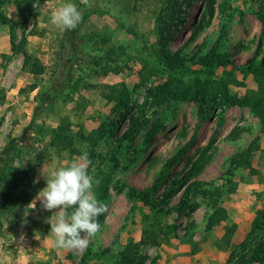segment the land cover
<instances>
[{
  "label": "rangeland",
  "instance_id": "1",
  "mask_svg": "<svg viewBox=\"0 0 264 264\" xmlns=\"http://www.w3.org/2000/svg\"><path fill=\"white\" fill-rule=\"evenodd\" d=\"M261 1L215 0L208 8V0H190L186 13H171L163 0H89L97 11L85 20L73 40L67 29L52 23V13L71 2L82 14L89 6L81 0H36L25 3L23 11L18 10L15 0L1 4L0 152L11 144L10 153L21 155L19 189L28 193L30 203L24 204L17 217L4 218L0 264H115L126 245L141 241L145 227L157 229L160 243H140L130 259L119 264H260L250 259L255 247L264 241V226L252 229L254 219L264 210V133L260 117L249 106L233 105L225 110L221 124L218 111L201 120L198 104L192 99L173 100L156 107L145 101L147 88L163 80L154 76L131 93V107L121 118L124 110L105 95L112 85L124 83L133 89L140 82L143 56L136 53L130 66L119 74L101 76L94 73L90 52L103 55V50L95 52L96 41L102 36L132 49H139L145 42L151 52L158 47L165 25L162 20L171 15L181 27L172 31L174 38L169 49L180 50L188 57L201 56L217 43L232 64L215 68L211 77L227 82L232 95L249 94L264 99L252 71L264 59V50L257 54L262 22L256 12ZM27 14L30 16L25 22ZM203 18L208 24L198 29ZM24 38L26 51L46 67L44 73L32 74L24 69V54L15 52ZM190 69H200V75L207 76L208 71L201 65L190 63ZM68 71L73 79L81 80L66 86L67 90L61 88V95L54 100L40 104L36 95L52 92L56 82L68 78ZM33 84L37 88L31 91ZM137 120L147 122L132 140L120 141L119 137ZM101 123L110 125L109 129L113 124L115 127L96 145L76 140L74 147L66 150L51 144L52 128L65 124L72 133H88ZM235 128L241 132L233 136ZM196 129V144L171 169L154 196L157 199L168 195L164 210L156 214L134 193L146 191L154 184L168 159ZM257 136L259 149L252 160L257 172L238 169L232 178L235 184L228 183L230 158ZM210 141L212 145L200 173L177 182ZM84 153L91 160L89 174L99 181L94 184L93 193L106 205V211L97 218L100 230L86 248H59L46 222L57 210H44L36 197L46 187L45 177L79 160ZM192 180L201 181L211 193L207 197L197 194L195 201L199 206L194 210L182 214L165 212L180 203ZM31 203H35V208H31ZM216 207L226 209L229 218L210 231L206 226ZM108 247L111 251L102 255Z\"/></svg>",
  "mask_w": 264,
  "mask_h": 264
},
{
  "label": "trees",
  "instance_id": "2",
  "mask_svg": "<svg viewBox=\"0 0 264 264\" xmlns=\"http://www.w3.org/2000/svg\"><path fill=\"white\" fill-rule=\"evenodd\" d=\"M5 0H0L1 4ZM36 0H15L18 10L23 11L25 3L34 2ZM166 5L172 9L171 13H175L178 10L186 13V6L190 4V0H163ZM215 0H208L207 6L211 8ZM97 9L92 6L85 7L82 11V19L78 23L77 27L72 30H68L67 35L71 36V39H75L76 35L81 30L85 20ZM257 16L262 22V29L258 40L257 54H260L264 50V0L261 1L258 9ZM169 15V14H168ZM25 16V22L28 17ZM170 18L162 20L164 26L161 30V37L158 40V47H155L151 52L149 51L148 45L143 42L139 49H132L129 46L120 44L116 45L109 38L102 36L100 40H97L98 48L96 51H104L102 54H95L93 51L90 52V57L94 61V73L104 76L109 73L119 74L123 72L129 63L136 58V53H141L140 56L143 60V67L140 70V82L137 83L133 89H129L124 83H118L112 85L110 93L105 95L107 100L112 102L115 101L119 108L123 109L121 118H124L130 109L129 103L131 93L138 90L141 86L145 85L148 80L152 77L163 78L158 83H152L147 88L145 101L152 103L154 106L159 107L165 102L192 99L198 104L200 119L204 120L210 112H219V122L223 123L224 112L228 107L233 105H244L249 106L253 113L260 117L262 123V132L264 133V99L261 97H252L246 94L243 97L232 95L228 88L227 82L216 81L211 77L215 72V68L220 66H227L232 64L228 54H224L219 50L217 43L205 54V55H194L188 57L186 54L181 53L180 50L172 51L169 49V43L174 38L171 34L172 31H178L181 27V23ZM168 16V17H169ZM208 22L204 21V18L198 23L197 28L201 29L206 27ZM89 40H94L92 37H88ZM25 38L17 45L15 52L24 54L23 67L26 71L32 74H42L45 72L46 67L38 61L31 53L25 49ZM64 45V44H63ZM65 46V45H64ZM63 47V46H62ZM190 63H195L204 67L208 72L207 76L202 77L199 70L190 69ZM192 71V73H190ZM258 81L260 92L264 96V59H262L258 67L252 70ZM194 72V73H193ZM67 79L62 82H56L52 92H46L45 94L38 93L36 98L40 101V104H45L48 101L54 100L57 96L61 95V88L74 86L81 79H73L72 73L68 71ZM68 86V87H66ZM37 88L35 84L31 85V91ZM147 121L137 120L133 123L132 127L123 133L119 138L120 141L132 140L134 135L138 133L145 125ZM107 123H101L97 128L92 129L88 133L83 131H77L72 133L67 125L58 126L52 128L51 131L54 133V140L51 144L58 148L71 149L74 147L76 140L88 141L89 144L96 145L107 133L112 131L115 127L113 124L112 128L109 129ZM240 128H235L232 131L233 136L240 133ZM198 130L196 129L192 137L171 157L168 159L166 164L163 166L162 172L159 177L155 180L154 184L146 191L140 192L139 194L134 193V197H138L145 206L149 207L156 214L162 212L163 205L168 203L167 194L162 198L155 199L154 196L159 190L161 184L168 177L171 169L180 162V160L189 152V150L197 142ZM259 136H257L249 145L243 150L238 151L230 158V166L226 171V180L230 184H235L233 177L238 169L247 170L250 173H256L257 169L253 165V156L256 150L259 149L258 144ZM212 145V141L201 149V153L197 160L193 162V165L188 168L182 177L177 179V182L188 181L191 177L200 173L204 158ZM11 144L8 146L10 147ZM8 147L5 151L0 152V237L2 227L4 225V218L17 217L20 210L24 209V204L30 203V196L26 191H20L19 184L21 178H18V174L21 173L22 157L19 153L11 154ZM4 155V156H3ZM202 162V163H201ZM201 163V164H200ZM13 164H18L14 166ZM17 172V175L15 174ZM211 191L203 187L201 181L192 180L186 187V191L178 205L171 206L165 212L171 213L176 211L179 214L184 213L188 209H195L199 206L196 203V195L200 194L202 197H207ZM192 194V196H191ZM74 209L69 208L67 211L71 213ZM229 218L226 209L216 207L211 214L206 228L213 230L215 226L219 225L222 221ZM156 222L152 224L155 226ZM264 226V210H261L258 217H256L252 223V229L256 230ZM172 226H170L171 228ZM230 228V231H233ZM140 243H160L159 233L155 228L145 227L141 241L138 243L130 242L120 251L119 261L115 264L126 262L130 259L131 254L135 251ZM111 247L106 248L102 255L108 254L111 251ZM250 259L260 264L264 263V241L255 247L250 255ZM243 263L247 262L246 258L241 259Z\"/></svg>",
  "mask_w": 264,
  "mask_h": 264
},
{
  "label": "clouds",
  "instance_id": "3",
  "mask_svg": "<svg viewBox=\"0 0 264 264\" xmlns=\"http://www.w3.org/2000/svg\"><path fill=\"white\" fill-rule=\"evenodd\" d=\"M81 2L91 6L89 0ZM81 19L78 6L71 2L52 13V23L62 29H75ZM90 164L88 154H82L79 160L45 177L46 187L37 194L36 199L44 210H57L46 222L50 224V232L56 237L55 244L59 248L84 249L100 230L97 218L106 211V205L93 193V186L99 181L89 174ZM31 208H35V203H31ZM69 208L74 210L69 213Z\"/></svg>",
  "mask_w": 264,
  "mask_h": 264
}]
</instances>
